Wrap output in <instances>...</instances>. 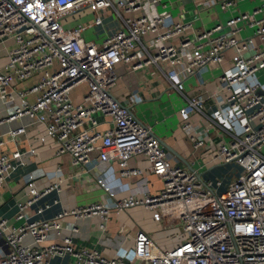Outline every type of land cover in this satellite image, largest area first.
<instances>
[{
	"label": "built area",
	"instance_id": "2783aa9c",
	"mask_svg": "<svg viewBox=\"0 0 264 264\" xmlns=\"http://www.w3.org/2000/svg\"><path fill=\"white\" fill-rule=\"evenodd\" d=\"M169 1L0 0V45H13L0 72V102L17 101L0 124L24 117L30 125L42 124L57 146V156L86 165L96 153L102 165L116 162L124 178L141 175L128 167V161L143 157L148 171L162 181L161 191L143 199L122 200L113 207L157 210L165 221L180 228L177 242L169 249L159 248L138 232L133 261H125L74 251L71 235L60 236L61 244L42 246L52 233L59 237L57 221L63 216L105 220L110 210L104 205L60 212L48 221H23L19 227H9L0 219V242L6 248L0 264H46L56 255L71 256L77 264H264V94L252 83L258 73H264V2L251 13L239 12L224 23L195 30L199 11L218 8L226 12L246 0H189L194 7L190 22L154 14L157 7L167 10ZM84 6L97 15L93 23L65 29L63 18ZM105 12L114 14L118 29L100 47L85 42L82 32L100 26ZM244 31L250 34L242 35ZM255 40L263 46L256 47ZM230 50L235 52L231 68L217 79L223 110L214 119L203 107L206 98L202 94L185 92L183 76L221 66ZM118 65L130 72L156 68L185 102L179 114L187 134L192 131V114L199 116L197 125L205 134L222 132L228 140L207 148V154L237 169L226 189L215 193L194 172L170 163L159 141L135 119L127 103L112 96ZM34 78L35 82L18 88ZM83 84L87 91L75 105L70 95ZM28 97L34 98L32 103ZM128 100L131 105L132 99ZM97 116L108 119L111 127L97 132ZM24 132L20 127L0 137V149L7 139ZM189 136L196 149L204 146V140ZM21 157L19 152L0 151V186L16 171L15 162ZM27 187V201L18 204V220H24L33 201L58 185L42 192L33 181Z\"/></svg>",
	"mask_w": 264,
	"mask_h": 264
},
{
	"label": "crops",
	"instance_id": "0c3cea01",
	"mask_svg": "<svg viewBox=\"0 0 264 264\" xmlns=\"http://www.w3.org/2000/svg\"><path fill=\"white\" fill-rule=\"evenodd\" d=\"M264 0H246L229 11L221 12L217 9H203L198 12L193 29L210 28L216 23H224L229 17L237 13H251ZM167 10L154 8V14L172 17L174 21L182 18L184 22L192 21L194 7L189 0H170ZM97 15L82 7L63 18L65 29L86 26L95 20ZM100 26L89 27L82 32L85 42H91L100 47L103 40L118 29V21L112 12L101 15ZM250 34L249 31L242 35ZM256 47L263 46L255 40ZM11 42L0 45V72L8 62V53L12 49ZM235 52L230 50L224 54V61L219 67H209L197 76H183L185 92L188 95L202 94L206 100L203 107L211 118L221 115L223 106L219 91L218 77L222 72L231 68L232 57ZM118 81L111 90L114 98L127 103L135 119L155 137L168 147L172 153L162 147L172 165L179 166L188 172H194L203 186L209 187L215 193L227 188L236 176V168L226 165L207 154V148L217 147L221 141L228 139L222 132L210 130L205 134L197 125L199 116L191 115L192 131L189 134L204 140V146L196 149L189 134L182 130L179 110L185 105L184 100L170 89L166 79L156 68H146L138 72H130L124 65L116 66ZM35 78L18 85L19 89L35 82ZM252 83L258 85V93L264 94V73H258ZM83 95L87 91L85 84ZM73 92V91H72ZM82 95V96H83ZM82 96L76 100L70 98L73 104L82 102ZM129 98L133 103L130 105ZM33 97L27 101L32 103ZM17 101L4 104L0 102V119L9 115ZM97 132L102 133L111 126L108 119L96 117ZM28 118L0 124V137H5L10 130L20 127L25 132L15 139H7V143L0 151L11 155L19 152L22 157L15 162L17 169L8 181L0 186V219H5L9 227H19L23 221H48L58 213L92 204H101L109 208L110 212L105 220L89 218L76 220L72 215H66L57 221L61 233L58 238L52 235L42 246L52 243L61 244L60 236L71 235L74 251L96 252L107 259H122L133 261V242L138 232L149 236L161 249H169L176 242V233L180 232L177 223L165 221L157 210H146L135 207L128 210H118L113 206L129 198L143 199L155 196L162 189V181L148 171V163L141 156H135L128 161L130 169L141 171V175L129 178L121 177L116 162L104 165L98 161L96 153L90 155L86 165H74L68 156H57V146L49 137L42 124L30 125ZM180 157L179 159L176 157ZM204 156V159L202 158ZM33 181L39 192L58 185L50 193L32 202L25 211L24 220H18V204L25 203L28 198V182ZM220 182L221 185L217 186ZM102 225V229H101ZM76 229L72 232L71 228ZM6 254V248L0 242V257ZM46 264H77L71 256L56 255L48 259Z\"/></svg>",
	"mask_w": 264,
	"mask_h": 264
},
{
	"label": "rangeland",
	"instance_id": "374dc122",
	"mask_svg": "<svg viewBox=\"0 0 264 264\" xmlns=\"http://www.w3.org/2000/svg\"><path fill=\"white\" fill-rule=\"evenodd\" d=\"M83 92H84V86L81 85V86H79L78 88H76V89L71 93L72 99H73V100L78 99L79 97H81V96L83 95ZM263 153H264V150H263Z\"/></svg>",
	"mask_w": 264,
	"mask_h": 264
},
{
	"label": "water",
	"instance_id": "95a60500",
	"mask_svg": "<svg viewBox=\"0 0 264 264\" xmlns=\"http://www.w3.org/2000/svg\"><path fill=\"white\" fill-rule=\"evenodd\" d=\"M157 140V139H156ZM160 145L162 146V147H164L165 149H167V151L168 152H170V153H172V151L168 148V147H166L161 141H160ZM172 155H174L173 153H172ZM176 157L179 159L180 157H178L177 155H176Z\"/></svg>",
	"mask_w": 264,
	"mask_h": 264
}]
</instances>
